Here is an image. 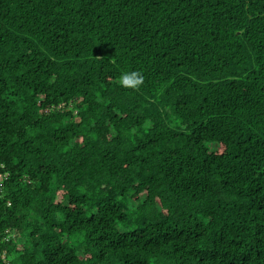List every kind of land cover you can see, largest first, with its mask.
Returning a JSON list of instances; mask_svg holds the SVG:
<instances>
[{
    "label": "trees",
    "instance_id": "16d2710c",
    "mask_svg": "<svg viewBox=\"0 0 264 264\" xmlns=\"http://www.w3.org/2000/svg\"><path fill=\"white\" fill-rule=\"evenodd\" d=\"M0 264H264V0H0Z\"/></svg>",
    "mask_w": 264,
    "mask_h": 264
},
{
    "label": "clouds",
    "instance_id": "9594fccd",
    "mask_svg": "<svg viewBox=\"0 0 264 264\" xmlns=\"http://www.w3.org/2000/svg\"><path fill=\"white\" fill-rule=\"evenodd\" d=\"M144 82L143 75L138 71H125L121 74L118 83L125 87L139 88Z\"/></svg>",
    "mask_w": 264,
    "mask_h": 264
}]
</instances>
